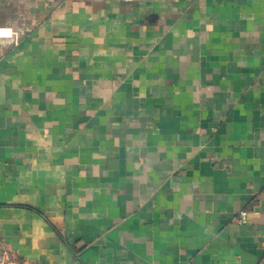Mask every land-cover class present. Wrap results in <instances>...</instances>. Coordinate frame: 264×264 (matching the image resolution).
<instances>
[{
	"label": "crops",
	"instance_id": "crops-1",
	"mask_svg": "<svg viewBox=\"0 0 264 264\" xmlns=\"http://www.w3.org/2000/svg\"><path fill=\"white\" fill-rule=\"evenodd\" d=\"M0 31L3 253L264 263V0H0Z\"/></svg>",
	"mask_w": 264,
	"mask_h": 264
},
{
	"label": "built area",
	"instance_id": "built-area-1",
	"mask_svg": "<svg viewBox=\"0 0 264 264\" xmlns=\"http://www.w3.org/2000/svg\"><path fill=\"white\" fill-rule=\"evenodd\" d=\"M246 213L241 214V218L235 219L238 223H244L246 221ZM0 264H17V262L11 259L7 254L3 253L0 248ZM260 264H264L263 262Z\"/></svg>",
	"mask_w": 264,
	"mask_h": 264
},
{
	"label": "clouds",
	"instance_id": "clouds-1",
	"mask_svg": "<svg viewBox=\"0 0 264 264\" xmlns=\"http://www.w3.org/2000/svg\"><path fill=\"white\" fill-rule=\"evenodd\" d=\"M0 34H4L3 31H0Z\"/></svg>",
	"mask_w": 264,
	"mask_h": 264
}]
</instances>
